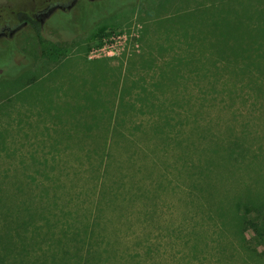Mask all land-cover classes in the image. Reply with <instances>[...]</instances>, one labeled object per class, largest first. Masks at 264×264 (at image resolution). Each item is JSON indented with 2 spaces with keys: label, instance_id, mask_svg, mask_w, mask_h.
Here are the masks:
<instances>
[{
  "label": "rangeland",
  "instance_id": "1",
  "mask_svg": "<svg viewBox=\"0 0 264 264\" xmlns=\"http://www.w3.org/2000/svg\"><path fill=\"white\" fill-rule=\"evenodd\" d=\"M45 4L0 0V15ZM43 31L60 63L30 28L0 40L2 192L33 186L13 201L41 207L57 187L53 232L90 229L74 264H264L244 222L264 206V0H77ZM38 237L26 264L72 260L77 240L46 256Z\"/></svg>",
  "mask_w": 264,
  "mask_h": 264
},
{
  "label": "trees",
  "instance_id": "2",
  "mask_svg": "<svg viewBox=\"0 0 264 264\" xmlns=\"http://www.w3.org/2000/svg\"><path fill=\"white\" fill-rule=\"evenodd\" d=\"M35 35L37 38L39 58L43 59V61L45 62L60 63L66 55L65 48L62 42L51 40L49 36H47V34H45L44 31H41L39 28H35ZM104 35L105 33L103 32L98 33L99 38H102ZM85 61L87 62L88 60L85 59ZM101 65L108 69L107 64L101 63ZM110 114H112V109L110 110ZM77 120L78 118H72V121H74L73 123L77 122ZM95 124L97 126L95 130L99 129L101 123L97 121V123ZM71 128L81 129L82 127L77 124L72 125ZM1 137L2 136H0V145H3ZM78 137L79 138L75 137L73 133H68L67 136L63 137V140L68 141L67 143L71 146H82L83 144L85 145V142L87 141L83 140L86 138H81L80 136ZM97 139L98 138H96V135L93 133L90 141H93V144L95 145ZM51 157V162H55V156L51 155ZM61 161L62 159L60 160V162ZM46 162L47 157H43V167L46 166ZM34 165L42 166L41 163H35ZM24 169H29V165H25ZM41 169L42 168L35 170L37 175L40 177V173L43 172V176L48 178V174L44 172V169L42 171ZM49 179L51 178L49 177ZM32 188L33 186H18L16 188V192H14V196L7 195L0 189V203L6 204V207L3 208L4 211L0 212V221H2V226L0 227V264H26L27 260L25 261L24 259H21V257H26L27 255L29 256L30 252L34 251V249L36 248L35 243H37V239L35 240V235H38L40 237V235L42 234L43 241L45 242L44 244L46 245V249H43V252H45L44 255L46 256L48 251H53V249H50L51 247L55 249L57 248V250H61L59 248H63L64 250H62L61 252H63L64 254H68L70 244L72 242L75 243V240H77V249H75L74 252L71 250L72 260H69L68 258L66 260V257L63 256L61 263L74 264V261L78 263L81 259H83L81 258L80 243L82 244V242H87L88 238H90V229L88 228V224L84 222V226L82 227L75 226L74 231L73 229H71L72 224H67L66 227L58 228L56 232H53V226H55L56 223L52 220L54 219L52 215L53 212H46V207L44 204H56L55 202L57 201L59 194L58 188H53L52 186L43 184V187L41 188V193H43V195H41L43 196V206L41 207L34 206L29 201L24 206H22L21 202L15 203L13 201L17 197V194H22V192H27L28 194L29 191H32ZM37 218L43 219V231L42 226L38 225L39 223H37ZM244 222L253 231V236L251 239V243H253L252 241H254L255 244L253 250L257 251L258 246H263L262 252L259 253H264V206L260 211H258V215L256 217L244 218ZM14 252H16L17 256L19 257L17 260L13 255ZM55 256V254L51 255V257L56 261ZM69 257L71 258V256ZM11 258L13 260H10ZM31 262L43 263V256H32ZM55 263L57 262H54V264Z\"/></svg>",
  "mask_w": 264,
  "mask_h": 264
},
{
  "label": "flooded vegetation",
  "instance_id": "3",
  "mask_svg": "<svg viewBox=\"0 0 264 264\" xmlns=\"http://www.w3.org/2000/svg\"><path fill=\"white\" fill-rule=\"evenodd\" d=\"M77 0H46V4L31 13L18 12L12 13L6 18L0 15V40L3 38H12L23 28H30L35 34V28L43 30L46 20L57 9H70ZM51 10V11H49ZM49 11V15H45Z\"/></svg>",
  "mask_w": 264,
  "mask_h": 264
},
{
  "label": "water",
  "instance_id": "4",
  "mask_svg": "<svg viewBox=\"0 0 264 264\" xmlns=\"http://www.w3.org/2000/svg\"><path fill=\"white\" fill-rule=\"evenodd\" d=\"M49 11H51V10H49ZM49 11H48V12H46V13H45V15H49Z\"/></svg>",
  "mask_w": 264,
  "mask_h": 264
}]
</instances>
